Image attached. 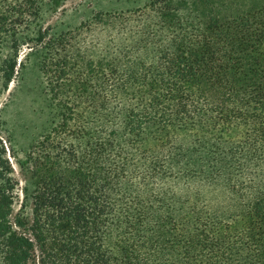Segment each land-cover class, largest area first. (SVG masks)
Segmentation results:
<instances>
[{"label": "trees", "instance_id": "16d2710c", "mask_svg": "<svg viewBox=\"0 0 264 264\" xmlns=\"http://www.w3.org/2000/svg\"><path fill=\"white\" fill-rule=\"evenodd\" d=\"M230 12L151 0L28 38L38 0H0L6 84L26 45L58 110L23 181L0 141V264H264V8Z\"/></svg>", "mask_w": 264, "mask_h": 264}, {"label": "rangeland", "instance_id": "374dc122", "mask_svg": "<svg viewBox=\"0 0 264 264\" xmlns=\"http://www.w3.org/2000/svg\"><path fill=\"white\" fill-rule=\"evenodd\" d=\"M150 1L66 0L55 11L50 0H38L41 7L40 19L29 24L30 34L21 26L19 32L23 37H33L39 24L51 25L58 30L71 29L93 20L98 13L117 15L147 7ZM226 7L230 9V13L239 10H262L264 0H226ZM3 38L0 37V141L6 148L10 162L15 166L16 176L23 181L22 172L16 164L17 159L26 160L31 151H36L35 146L50 132L58 119V110L47 92L46 80L41 71V53L36 50L30 51L26 45L21 48L15 75L6 84L3 63L13 51L10 48L11 40ZM205 193L217 195L209 190Z\"/></svg>", "mask_w": 264, "mask_h": 264}]
</instances>
